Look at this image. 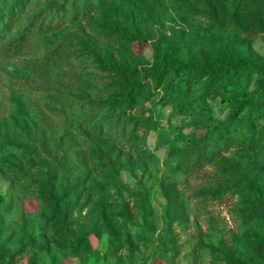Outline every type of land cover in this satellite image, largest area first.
<instances>
[{
    "label": "rangeland",
    "instance_id": "rangeland-1",
    "mask_svg": "<svg viewBox=\"0 0 264 264\" xmlns=\"http://www.w3.org/2000/svg\"><path fill=\"white\" fill-rule=\"evenodd\" d=\"M7 22L0 264H264V0H0ZM238 63L214 98L177 86Z\"/></svg>",
    "mask_w": 264,
    "mask_h": 264
},
{
    "label": "trees",
    "instance_id": "trees-1",
    "mask_svg": "<svg viewBox=\"0 0 264 264\" xmlns=\"http://www.w3.org/2000/svg\"><path fill=\"white\" fill-rule=\"evenodd\" d=\"M9 22L0 30V42L4 41ZM30 33L27 29L18 39H10L7 43L9 49L20 48L30 40ZM251 73L243 63H238L228 68H218L209 70L205 66L181 65L175 71V78L178 80L177 86L190 85L192 82L205 80L203 94L206 98H214L231 86L238 85L242 81H250ZM260 79L264 85V71L260 72ZM171 91V90H170Z\"/></svg>",
    "mask_w": 264,
    "mask_h": 264
}]
</instances>
